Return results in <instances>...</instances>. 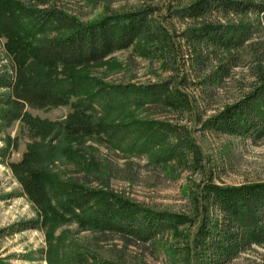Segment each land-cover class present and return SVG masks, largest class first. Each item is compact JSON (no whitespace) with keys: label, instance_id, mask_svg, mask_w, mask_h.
Instances as JSON below:
<instances>
[{"label":"trees","instance_id":"obj_1","mask_svg":"<svg viewBox=\"0 0 264 264\" xmlns=\"http://www.w3.org/2000/svg\"><path fill=\"white\" fill-rule=\"evenodd\" d=\"M166 1L165 15L149 5L82 22L62 9L41 7L48 0H0V37L5 38L7 56L0 68V130L21 120L33 137L12 169L40 212L16 230L42 224L51 234L73 222L142 243L172 234L185 243L191 264H231L247 253L255 257L245 264H264V179L221 186L208 176L194 197L195 215H188L158 211L108 189L64 180L51 169L60 157L89 162L68 140L95 135L127 153L155 151L158 162H178L208 174L202 149L186 125L167 119L109 120L115 112L146 104L180 114L193 108V97L180 88L185 80L175 81L172 75L149 85L110 84L80 71L129 48L171 70L188 52L196 70L193 84L206 89L210 102H217L221 88H237L219 102L204 127L255 141L264 138V0ZM168 17L192 24L176 33L164 23ZM26 105L68 106L70 111L57 122L33 117L24 111ZM55 253L50 264H120L94 255L89 263L85 254L60 258Z\"/></svg>","mask_w":264,"mask_h":264},{"label":"rangeland","instance_id":"obj_2","mask_svg":"<svg viewBox=\"0 0 264 264\" xmlns=\"http://www.w3.org/2000/svg\"><path fill=\"white\" fill-rule=\"evenodd\" d=\"M149 5L162 15L168 13L166 0H48L47 5L41 7H56L82 22H91L112 13ZM164 23L176 33H182L192 24L190 20L170 17ZM260 36L264 38V30ZM180 41L186 49L185 41ZM4 42L5 38L0 37V68L7 59ZM177 62L175 70L164 69L161 62L140 57L133 48H129L80 71L110 84L149 85L166 81L171 75L175 81L184 79L180 88L193 97L192 110L180 114L161 105L146 104L138 109L130 107L127 111L115 112L109 120L167 119L186 125L205 156L206 176L192 172L178 162H158L155 151L142 156L127 153L95 135L68 140L89 162L60 157L53 162L52 171L64 180L76 181L93 189H108L158 211L188 215H195L194 197L208 176L221 186L264 179V138L255 141L250 137L217 133L203 125L206 119L217 113L219 102L235 93L236 86L228 85L218 90L217 102L213 100L212 103L206 97V89L193 84L196 70L188 52L185 51ZM24 111L33 117L58 122L63 121L70 110L68 106L40 108L26 105ZM95 115L100 119V112ZM32 141L28 127L21 120L0 130V150L3 151L0 156V263L50 264V257L55 261V252L58 251L60 258L85 254L89 263L94 260V255L100 260H113L120 264H191L185 254V243L172 234L142 243L115 232L102 233L73 222L58 226L51 234L48 226L42 224L36 228L16 230L19 223L29 225L40 217L39 208L26 194L12 169L14 163L21 161ZM85 165L88 166L85 168ZM182 229L189 231L187 226ZM190 230L193 232L195 228ZM253 254H244L243 258L231 264H245L246 259L255 257ZM73 263L77 264V261Z\"/></svg>","mask_w":264,"mask_h":264}]
</instances>
